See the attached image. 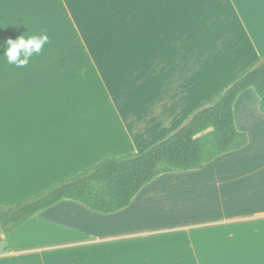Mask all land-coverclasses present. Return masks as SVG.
Returning a JSON list of instances; mask_svg holds the SVG:
<instances>
[{
  "label": "crops",
  "instance_id": "obj_1",
  "mask_svg": "<svg viewBox=\"0 0 264 264\" xmlns=\"http://www.w3.org/2000/svg\"><path fill=\"white\" fill-rule=\"evenodd\" d=\"M22 34L49 41L23 68L0 57V205L166 138L264 58V0H0V44ZM234 115L244 148L160 175L117 213L60 201L2 235L0 263L71 250L72 264H233L199 252L208 231L240 229L262 230L246 264H264V114L254 90ZM161 234L178 238L156 248L149 241ZM183 234L204 247L192 251Z\"/></svg>",
  "mask_w": 264,
  "mask_h": 264
},
{
  "label": "trees",
  "instance_id": "obj_2",
  "mask_svg": "<svg viewBox=\"0 0 264 264\" xmlns=\"http://www.w3.org/2000/svg\"><path fill=\"white\" fill-rule=\"evenodd\" d=\"M249 89L258 95L264 114V58L195 111L171 135L146 150L102 160L30 198L0 205V243L2 235L60 201L72 200L98 213H117L160 175L200 170L218 157L244 148L249 137L237 128L234 105ZM53 192L55 196L49 199Z\"/></svg>",
  "mask_w": 264,
  "mask_h": 264
},
{
  "label": "rangeland",
  "instance_id": "obj_3",
  "mask_svg": "<svg viewBox=\"0 0 264 264\" xmlns=\"http://www.w3.org/2000/svg\"><path fill=\"white\" fill-rule=\"evenodd\" d=\"M207 103H205L204 105L195 109L190 114V116L187 118V120L182 122L180 125L186 123L195 111H197L201 107L205 106ZM177 128H175V130ZM175 130H173L166 137L171 135ZM94 142H96V140H94ZM112 157H114V156H112ZM86 169H83L81 171H77V173L74 175L72 174V172H70L68 175H71V176L67 179H70V178L80 174L81 172H83ZM57 184H53L51 186H48L47 188H45L41 191H38L35 194L30 195L28 198H30V197H32V196H34V195H36L42 191H45L51 187H54ZM24 199H26V198H24ZM19 200H22V199H19ZM158 231H161V230H158ZM206 236H207V241L208 240L209 241L206 243V250L199 252L201 254V257L205 256L207 259H215L216 257H220L223 260L227 259V260L233 261V264H246V259L248 257V253H249V251L247 250L248 245L261 243L263 241L262 230H240V229L239 230H211V231L207 232ZM175 238H178V236H164L161 234V235L157 236L154 240H150L149 242L153 243L154 245L159 244V243H168V242L173 243L177 240ZM182 238L184 240L183 243L190 245L191 250H192V247L194 246L193 243H197L196 241H198V237H197V239H194L193 237L191 239H189V236L186 234H183ZM197 244H199V246H203V247L205 245L204 243L200 244L199 241ZM214 245L215 246H222V248H224V249L215 250ZM3 246H5V245H3ZM3 246L1 245L0 248H3ZM156 248H158V245H156ZM69 251H71V250H67V251L34 250V251H31L29 253L30 254L29 257L25 258V259L29 260L28 262H26V260H25V264H70V263L72 264L73 261L75 263H77L76 258H79L77 253H75V256H72V254L74 252H69ZM158 251H163V250H161V248H159V250L157 249L156 252L152 253V255H156ZM192 251H194V250H192ZM197 251H198V249H197ZM94 253H99V251L94 250L92 253H90V256L93 255ZM166 253L171 255V254L176 253V251H171V250L166 251L165 250V254ZM143 256H145L144 253L142 255L137 253V257H143ZM159 257H161V255H159ZM45 258H46L47 263L44 262ZM22 260L23 259H14L13 262L16 264L17 263L21 264ZM60 260H62V261L60 262ZM86 261L87 260H81V264H85Z\"/></svg>",
  "mask_w": 264,
  "mask_h": 264
},
{
  "label": "clouds",
  "instance_id": "obj_4",
  "mask_svg": "<svg viewBox=\"0 0 264 264\" xmlns=\"http://www.w3.org/2000/svg\"><path fill=\"white\" fill-rule=\"evenodd\" d=\"M48 41L49 38L46 34L30 37H25L22 34L15 40L9 38L6 41V47L4 44H0V48H4V52L0 57L6 58L8 64L23 68L29 63L34 54L41 53Z\"/></svg>",
  "mask_w": 264,
  "mask_h": 264
},
{
  "label": "snow or ice",
  "instance_id": "obj_5",
  "mask_svg": "<svg viewBox=\"0 0 264 264\" xmlns=\"http://www.w3.org/2000/svg\"><path fill=\"white\" fill-rule=\"evenodd\" d=\"M53 196H55V192L51 193L48 198L51 199Z\"/></svg>",
  "mask_w": 264,
  "mask_h": 264
}]
</instances>
